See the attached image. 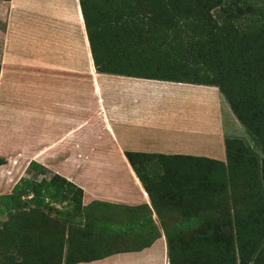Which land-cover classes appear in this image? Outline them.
<instances>
[{
	"label": "trees",
	"instance_id": "obj_1",
	"mask_svg": "<svg viewBox=\"0 0 264 264\" xmlns=\"http://www.w3.org/2000/svg\"><path fill=\"white\" fill-rule=\"evenodd\" d=\"M79 4L97 71L215 86L260 147L262 157L227 136L225 162L125 152L163 221L169 264H264V0ZM5 162L0 157V166ZM28 168L45 173L35 161ZM82 195L58 173L37 181L20 177L0 194L6 248L24 256L34 242L54 239L58 264H75L141 250L159 236L147 204L83 205ZM63 202L68 210L55 207ZM43 209L54 210L55 217L42 216ZM170 213L180 218L170 221ZM30 222H43L35 237L26 231ZM181 226L207 230L199 249L186 252ZM216 239L222 243L215 245Z\"/></svg>",
	"mask_w": 264,
	"mask_h": 264
},
{
	"label": "crops",
	"instance_id": "obj_2",
	"mask_svg": "<svg viewBox=\"0 0 264 264\" xmlns=\"http://www.w3.org/2000/svg\"><path fill=\"white\" fill-rule=\"evenodd\" d=\"M223 100L215 86L97 71L79 0H0V194L33 160L80 187L83 205L147 204L159 232L141 250L75 264H169L125 152L225 162Z\"/></svg>",
	"mask_w": 264,
	"mask_h": 264
},
{
	"label": "rangeland",
	"instance_id": "obj_3",
	"mask_svg": "<svg viewBox=\"0 0 264 264\" xmlns=\"http://www.w3.org/2000/svg\"><path fill=\"white\" fill-rule=\"evenodd\" d=\"M223 99H224V97H223ZM223 105H224L223 106L224 107L223 108V114H224L225 130L228 134V137H234V138L240 139L245 144L246 148L248 147L256 155H258L259 157H262L260 147L258 146L254 136L237 119H236L237 122L233 123V121H235V120H231L229 118L228 115H231V114H228L229 113L228 111L230 109V105L226 101V99L223 100ZM0 157H3L4 159L6 158L5 156H0ZM19 159H20V156H19ZM53 160L55 162H59V155L54 157ZM19 161H21L20 166H22V168L27 163L28 164H27L26 171H23L20 174L17 173L16 178H18V177H27L28 178L29 177L32 179H36V181H37V180L41 179L42 177H48L51 174L50 171H48L44 174H41V173H39V170L36 171V173H35V171H33V169L28 168L31 161L27 162L29 160H25V159H23V160L20 159ZM236 161L241 162L240 159H237ZM153 162H154V160H153ZM238 164H240V163H238ZM239 166H241V165H239ZM239 166L237 169L239 171H241ZM43 169H40V172H43L42 171ZM243 171L245 172V169H243ZM244 177L246 179L247 176L244 175ZM55 207H62L63 210L69 209L68 205L65 204V202H63L61 204H55ZM188 207L191 208L190 205ZM188 211H189V209L186 210V213ZM42 213H43L42 216H45L46 214H48L51 217H55V215H56L54 210L49 211L48 209H43ZM6 220H7V216L0 215V228L2 227V223ZM42 224H43V222H30V226H28L26 229L27 233L29 232V234L31 236L35 237L39 233L40 227L42 226ZM62 226L66 227V225H64V224ZM206 231H207L206 229H201L200 227L197 226L196 228L192 229L191 231L184 233V235H183L184 238H183V241H181V244L183 245V247L185 249H187L186 252H190L189 249H191V248L192 249H194V248L199 249V247L203 241L202 240V234L206 233ZM37 239H39V238H37ZM40 240H41V243L34 242L35 247L31 250H28L25 253V255H24L25 257H24V256H21V255L15 253L14 250H12V248L7 249L4 242H3V237L1 236L0 237V264H58L59 250H58L56 241H54V239H51L49 243H44L47 240H45V239H40ZM216 241L217 242H215V245H219L222 243L221 240L216 239ZM182 245H181V247H182ZM10 255H11V259L8 258V256H10Z\"/></svg>",
	"mask_w": 264,
	"mask_h": 264
}]
</instances>
